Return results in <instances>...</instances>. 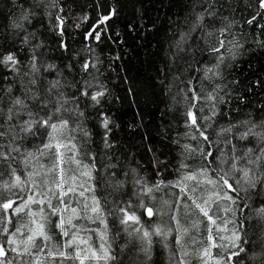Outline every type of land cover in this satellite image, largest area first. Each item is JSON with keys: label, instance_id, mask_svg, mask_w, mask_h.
<instances>
[{"label": "snow or ice", "instance_id": "6c2138e0", "mask_svg": "<svg viewBox=\"0 0 264 264\" xmlns=\"http://www.w3.org/2000/svg\"><path fill=\"white\" fill-rule=\"evenodd\" d=\"M74 2L0 0V176L11 178L3 184L5 190L24 191L23 186L27 184L28 191L32 192L14 210L15 201L11 198L0 201L3 218L22 212L29 203L43 205L47 202L50 215L59 214L55 228L60 230L61 237H70L64 241V248L72 249L68 252L60 248L56 252L49 250L47 256L72 259L79 264H84L85 259L123 264L112 251L108 225L102 218L96 196L91 197V207L85 197V203L78 211V207L71 206V200L62 199L76 191L74 184L65 188L66 180L62 175L51 182L47 178L48 173L62 162L61 149L70 152L69 159L78 166L81 162L75 157L83 149V154L92 161L84 164V170L79 173L84 178L79 185L83 189L79 195L84 197L85 192L95 191L93 172L99 169L108 187L121 193L123 206L117 207L121 215L116 220L129 236L137 234L138 243L133 247L143 254L142 264H157L152 259L153 237H159L166 249L169 243L174 244V264H188L185 258L189 253L181 239V233H187L188 229L182 227L174 212L169 214V220L175 223V228H162L160 224L141 226L142 216L152 218L156 212L151 204L153 191H158L161 186H171L186 194V181H195L191 187L193 194L201 185L213 189L208 198L188 196L192 206L207 218L209 226L208 246L201 256L211 257L213 264H264V65L257 68L252 64L256 58L253 53L264 57V0H180V11L175 18L169 16L164 38L165 68L160 70L163 76L156 77L158 83L149 79L145 84L146 91L142 90L141 94L146 108L155 101L157 88L162 87L167 95L176 87L173 103L167 106V111H176L178 104L183 106L180 115L184 132L180 138H174L169 137L163 126L160 129L162 139H169L179 154V167L174 168L179 175L175 180H167L163 175L168 172L171 161L161 159L163 153L158 148L146 149L152 156L155 181L146 179L140 168L126 163L129 160L126 148H116L113 129L119 126L108 114L112 94L99 78L103 75L99 66L103 61L99 57L82 55L93 52L89 44L76 51L67 42L69 27L79 29L89 20L84 14L72 16L69 23ZM94 10L96 18L83 33L84 40H95L99 44L107 39L117 47L124 43L120 33H112L108 23L118 15L117 8L114 5L105 8L98 2ZM145 12L141 3L134 18L126 25L128 34L135 40L151 32L144 23ZM155 26L153 21L152 27ZM245 54H248L246 60ZM119 59V55L112 56L109 67ZM244 64L247 68L242 67ZM141 94L128 89L126 99L131 97L132 106L139 108ZM97 128L100 131H96ZM72 133H78L79 143ZM94 136L100 137L102 149L89 147V144H97ZM53 149L54 161L46 168L38 157L52 155ZM97 156L106 158V162L101 159L97 165ZM189 160L199 161L191 171L186 163ZM37 166L45 169L44 191H40V183L33 179L41 175ZM69 179L75 182L77 177L73 175ZM128 185H131V196L124 191ZM53 186L59 190L58 196ZM34 196H40V199L34 200ZM124 196L128 199L123 200ZM52 198L58 199V205L52 204ZM250 200L260 205L253 208L256 223L250 222V216L248 223L231 228L228 236L220 235L214 242L211 226L220 219L218 213H232L233 207L240 204L248 208ZM176 203L179 204V199ZM66 211L71 213L67 221ZM89 211L97 214L101 226L93 230L100 241L99 248L88 245L90 237H78L76 232L68 231L69 227H76L72 224L74 218L79 219L81 212ZM28 214L34 215L31 209ZM41 219V223L31 222L35 225L29 230L31 234L19 242L14 239L15 233H10L8 224L3 225L0 229V236L4 237V242L0 243V264H27L23 256L29 254L30 248L44 251L35 243V237L46 242L51 237L45 231L46 217ZM235 223L228 219L223 221L224 225ZM216 230L220 232L221 227ZM223 230L228 231L226 227ZM15 232H20V227ZM170 235L172 241L168 239ZM211 248L221 251L213 254ZM9 252L21 259H9ZM32 264H40L38 256ZM203 264L209 262L204 260Z\"/></svg>", "mask_w": 264, "mask_h": 264}, {"label": "trees", "instance_id": "16d2710c", "mask_svg": "<svg viewBox=\"0 0 264 264\" xmlns=\"http://www.w3.org/2000/svg\"><path fill=\"white\" fill-rule=\"evenodd\" d=\"M98 2L104 5L105 8L114 5L118 10V15L108 22L111 25L112 33L119 32L120 38L125 41L118 47L107 39L99 44L95 40H84L83 33L90 27L91 23H93L96 18V11L94 9ZM141 3H143L146 9L144 23L151 28V32H146L143 36L139 37V40H135L128 34L126 25L134 18L136 9L140 7ZM179 3L180 0H75L72 6V12L69 15V23H71L72 16L87 14L89 17V20L84 21L79 29L69 27L67 42L70 48L76 51L83 49L85 44H89L93 52H84L82 55L85 58L88 56L99 57L100 61H103V64L99 65L103 75L99 78L103 83L107 84L112 94V103L108 105L110 108L108 114L114 124L119 126L113 129L116 148L119 149L122 146L126 148V154H129V160L126 163L129 164V166L140 168L142 170L141 174L151 181H155L156 177L155 169L152 167V156L146 151L148 147L158 148L160 152L163 153L161 159L171 161L168 172L163 174L167 180H175L179 175V173L174 171V168L179 167V154L176 146L172 145L169 139H162V135L160 134L162 126L167 130L169 137L180 138V135L184 132L183 118L180 115V110L183 106L178 104L176 105V111H167V106L173 103L172 96H175L177 88L173 87L171 92L167 95L162 87L157 88L155 90V101L146 108L144 107L143 94H141L142 90L146 91L145 84L149 79H151L153 83H158L156 77L158 75L161 77L163 76L160 70L165 68L163 63L165 60L164 49L166 47L164 38L168 32L169 16L175 18V14L180 11ZM153 21L156 22L155 27H152ZM57 55H59V53H57ZM114 55H119L121 59L115 61L112 63L111 67H109L111 57ZM252 55L256 57L252 60L254 67L259 68L264 65V57L257 53H253ZM244 59H248V54H245ZM242 67L247 68V64L242 65ZM176 83L178 84L179 82L177 81ZM128 89L141 94L139 108L132 106L131 97H127L126 99ZM117 97L119 99H117ZM162 113H166V115H162ZM96 131H100V129L97 128ZM72 135L78 137L77 143H79L78 133H72ZM145 137H147V139H145ZM93 139L97 141V144H89V147L93 150L97 147L102 149V144L99 143L100 137L94 136ZM35 144L38 146L39 141L37 140ZM161 145H164V147L161 148ZM61 152L62 162L59 165L68 162L71 156V153L66 152L64 149H61ZM38 159L39 162L45 166L52 165L54 161V149L52 155L38 157ZM75 159L81 162V166L89 164L92 161L91 157L83 154V149L80 150V154L77 155ZM101 159H104L106 162V158L97 156V165L100 164ZM32 163L35 165L36 161L34 160ZM186 163L190 165L188 170L191 171L198 166L199 161L189 160L186 161ZM29 170L31 171L32 168L30 167ZM93 175L95 177L93 181L95 184V191L86 192L87 204L91 207V197L95 195L99 201L102 218L105 219L108 225V239L112 245V251L116 253L117 260L122 261L123 264H142L141 258L143 254L139 253L133 247V244L138 243L136 239L137 234L133 233L129 236L128 232L124 230V226L119 224V221L116 220V217L121 215L116 209L119 206H123L121 193L114 192L112 188L108 187L107 182L102 178L103 173H101L99 169L95 170ZM23 178L22 176V179ZM10 179L11 178L7 175L0 176V201L11 198L15 201L12 209L14 210L16 206L20 205L23 200L30 195L28 192L29 185L26 184L23 186L24 191L15 188L5 190L3 184L5 181L10 182ZM185 183L188 185L186 194H181L179 188H173L171 186H161L158 191L154 190L151 194L153 197L151 204L156 209V212L153 219L150 221L146 219V216H142L141 226L149 227L160 224L162 228L165 226L175 228V223L169 220V214L172 212L177 215L182 227L193 229V224H190L189 220L194 219V223L199 226L198 228L195 227L194 231L196 232L197 238L193 240V238L190 237L185 240L181 233L182 244H190L194 241L191 246L195 248V252L201 253L203 249L208 246L207 236L209 226L207 218L203 217L199 211L192 206V201L188 199V196L196 195L208 198L213 189L205 184L201 185L197 192L193 194L191 187L195 181H186ZM130 189L131 185H128V188L124 190L128 192V196H131ZM54 192H56L58 196L59 190H54ZM128 196H124L123 200H127ZM52 199L57 203L58 199ZM145 199L147 200V198ZM177 199H179V204L176 203ZM165 201H167V204H165ZM248 204V208H245L243 204L234 206L232 213L224 211L218 213L220 219L211 226L214 242H216L217 237L220 235L228 236L231 228L238 227L239 224L248 223V218L250 216L252 217L250 222L252 224L256 223V218L253 215V208H258L260 205L254 203L252 200L248 201ZM185 205L189 207L185 208ZM215 211L216 209L214 206L213 212ZM88 213H91L93 219H91V224L87 227V238L90 236L91 246L99 248L100 241L96 231H93L101 227L99 219L96 213L90 211ZM2 214L3 210L0 209V229H2L4 224H8L10 233L14 232V239H16L18 232H15V229L23 226L25 217L17 213L16 215H9L7 219H5ZM137 214H140V210L137 211ZM64 215L67 221L68 216L66 213H64ZM188 215H192L193 218H190ZM186 216H188L187 220ZM58 218L59 214L56 216L50 215L48 209V221L53 243L48 244L46 249L44 247L45 253L43 255H37L40 254V252H37L35 247L30 248L29 254L23 256V260H25L27 264H32L36 256H38L40 264H44L45 262H52L53 264H79V261L72 259H63L59 256L49 257L46 255L49 250L56 252L57 248L66 252L72 250L71 248H64V241L70 237H61L60 230L55 228L54 222ZM225 219L236 221L237 223L224 225L223 221ZM9 220L11 223H8ZM129 223L131 224V222ZM218 226L221 227L220 232L216 230ZM225 227L228 231L223 230ZM70 228L71 227L68 228L69 232H71ZM118 229L119 231H117ZM241 231L243 232L245 230L241 229ZM29 234H31L30 231L26 229L25 238ZM248 235L251 236V232H249ZM168 239L172 241L173 238L170 235ZM153 240L152 259L155 260L157 264H174L172 261V248L174 244L169 243V247L166 249L164 247V242L159 237H153ZM3 242L4 237L0 236V243ZM35 243L42 244V238L38 236L35 237ZM81 248H83V246ZM210 251L213 254H218L221 250L219 248H211ZM32 253L36 255L34 256ZM14 257L17 260L21 259V257H17L14 253H8L9 259H13ZM204 260L209 262V257H202L200 260H195L193 263L189 264H203ZM89 264H105V262L103 260L90 259ZM209 264H213L212 258Z\"/></svg>", "mask_w": 264, "mask_h": 264}, {"label": "rangeland", "instance_id": "374dc122", "mask_svg": "<svg viewBox=\"0 0 264 264\" xmlns=\"http://www.w3.org/2000/svg\"><path fill=\"white\" fill-rule=\"evenodd\" d=\"M51 165H46L47 167H50ZM61 169L63 170V172H61ZM37 171H39L41 173L40 176H36L33 177V179H35L38 183H40L41 188L40 191H44V184H43V176H44V171L45 169H40L38 166L36 168ZM83 167L81 165H77L75 163L72 162L71 159L68 160V162H66L65 164L59 165L57 166L55 169H53V171L51 173H48V180L51 182L54 179H59L61 177V175L63 176V178L66 180V185L65 188L68 185H73L76 187V191L74 193H69L67 196L63 197L62 199H64L66 202L71 200V206L72 207H78V211L79 209H82L83 204L85 203V197H86V192L84 193V197H81L79 195L80 191H83L82 188L79 187L81 181L84 179L83 177H81L79 175V173L81 171H83ZM75 175L77 177V179L75 180V182H73L71 179H69L71 176ZM56 190L58 191V189H55V187L53 186V191ZM33 191H35V189H33ZM30 194H32V192L28 191ZM40 196H34V200H39ZM77 201L80 202L79 206L77 205ZM53 205H58L59 201H57V203L52 199L51 200ZM87 202V200H86ZM29 209H31V211L34 213V215L30 216L28 214ZM43 210V211H41ZM21 216L25 217V220L23 222V226L20 228V232H18L17 236H16V240L19 242L25 238V230L27 229L28 231L32 228L35 227V225H33L31 222L33 220H35L37 223H41L43 222L41 217L44 216L47 219V223L45 225V231L47 232V234L50 235V226H49V221H48V204L47 202H45L43 205L39 204V203H29L22 212H19ZM27 219H26V216ZM67 216L71 215L70 212H65ZM190 218H193L192 215H188ZM188 216H186V220L188 218ZM80 217L79 219L74 218L72 220V224L76 225V227L74 228H70L71 232H76L78 237H83V238H87V227L88 225L91 224V220L88 219V217H92L91 213H80ZM190 224H193V229L187 228L188 231L187 233H183V237L184 239H189L190 237L193 238V240H195V238H197L196 232L195 231V227H199L198 225H196V223H194V219L189 220ZM39 237V236H38ZM90 237V236H88ZM41 238V237H39ZM194 241H192L193 243ZM53 243V240L51 238V240L49 242H46L42 239V244H39L40 246H42L43 248L48 244ZM78 243V241H77ZM185 244L184 247L185 249L188 251L189 255L185 258L189 263H193L195 260H200V258H202L201 253H197L195 252V248L193 246H191V244ZM88 245L91 246V239H88ZM85 247V245H80V247ZM20 247L22 248L23 245L21 244ZM45 249L43 252H40V254L37 255H43L45 253ZM211 260V257H209V262ZM90 259H85L84 264H89ZM44 264H53L52 262H45Z\"/></svg>", "mask_w": 264, "mask_h": 264}, {"label": "bare ground", "instance_id": "6f19581e", "mask_svg": "<svg viewBox=\"0 0 264 264\" xmlns=\"http://www.w3.org/2000/svg\"><path fill=\"white\" fill-rule=\"evenodd\" d=\"M153 217H154V216H153ZM153 217H152L151 219H148V218H147V216H146V219H147L148 221H150V220H152V219H153Z\"/></svg>", "mask_w": 264, "mask_h": 264}, {"label": "water", "instance_id": "95a60500", "mask_svg": "<svg viewBox=\"0 0 264 264\" xmlns=\"http://www.w3.org/2000/svg\"><path fill=\"white\" fill-rule=\"evenodd\" d=\"M148 218V217H147ZM148 219H151V218H148Z\"/></svg>", "mask_w": 264, "mask_h": 264}]
</instances>
